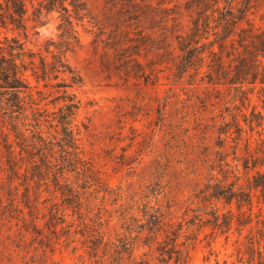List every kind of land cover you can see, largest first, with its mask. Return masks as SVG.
I'll use <instances>...</instances> for the list:
<instances>
[{
    "label": "trees",
    "instance_id": "16d2710c",
    "mask_svg": "<svg viewBox=\"0 0 264 264\" xmlns=\"http://www.w3.org/2000/svg\"><path fill=\"white\" fill-rule=\"evenodd\" d=\"M52 14L58 19L59 42L45 43L44 52L50 60L26 50L24 42L8 35L18 33L27 38V21L40 26ZM103 16L102 22L95 19L88 0H0V159H5L2 171L8 182L20 178L18 160L26 155L32 161L22 176L27 178L30 173L28 180L40 182L44 172L51 174L63 204L74 212L81 210V199L64 172L83 161L81 131L75 124L80 102L72 92L81 79L65 54L79 43L77 28L89 25V32L95 30L92 44L95 49L102 48L99 67L104 79L147 87L156 85L160 74L168 71L173 76L170 91L175 102L179 96L174 86L186 82L190 92L204 94L196 97L202 107L208 102L219 104L222 125L216 127L215 145L200 146L196 156L205 168L206 183L194 191L208 203L209 210L184 225L208 229L206 237L212 238L209 247L220 237L226 244L231 242L232 264H264V148L252 154L247 140L250 159L234 153L231 161L220 150L233 133L241 136L239 118L251 132L264 121V26L254 20L258 17L264 23V0H106ZM40 84L47 90L39 89ZM256 90L261 109L251 104L250 95ZM170 103L166 100L164 108H159V118H165ZM245 104L251 106L248 113L241 109ZM231 105L239 114L230 112ZM138 107L134 104L133 109ZM56 152L64 163L61 167L53 161ZM29 193L28 185L23 203L36 229L38 217L33 212L38 209ZM171 203L149 198L137 204L136 214V203L121 213L124 232L117 235L118 244L109 240L115 252L112 258L117 260L114 264H128L123 261L125 256L129 264H141L134 258L141 244L160 264H188L186 245L196 238L182 235L184 225L172 221ZM14 210L24 215L19 205ZM57 215L63 219L66 214L54 208L52 216Z\"/></svg>",
    "mask_w": 264,
    "mask_h": 264
},
{
    "label": "rangeland",
    "instance_id": "374dc122",
    "mask_svg": "<svg viewBox=\"0 0 264 264\" xmlns=\"http://www.w3.org/2000/svg\"><path fill=\"white\" fill-rule=\"evenodd\" d=\"M105 1L88 0L97 21H104ZM254 20L256 25L264 26L258 17ZM57 26V16L52 14L40 26L27 21V38L18 33L8 35L18 37L26 50L50 60V55L44 52L45 43L59 42ZM89 29V25L77 28L79 43L73 52L65 54V60L81 79L80 86L72 92L80 102L75 124L81 131L79 143L84 154L82 162L65 168L64 172L80 197L82 208L74 212L63 204L51 174L44 172L40 182L28 180L30 173L27 178L22 176L32 161L26 155L18 160L22 165L20 178L12 183L2 171L6 167L5 159H0V264H114L117 260L112 258L115 252L109 240L118 244L117 235L124 232L120 216L130 204L136 203L133 210L136 214L137 204L149 198L153 202L156 197L172 202V221L183 225L194 215L204 216L209 210L208 203L194 191L206 183L205 168L196 156L200 146L215 145L216 127L222 125L219 104L213 106L208 102L202 107L196 97L204 94L197 90L190 92L186 82L174 86L179 96L175 102L170 91L173 76L168 71L160 74L156 85L147 87L117 84L115 78L104 79L99 67L102 48L99 45L95 49L92 44L95 30L89 32ZM26 74L29 76L30 71ZM28 80L32 86L36 85L32 77ZM39 89L47 90L42 84ZM256 92L250 95L251 104L261 109ZM166 100L171 103L165 107V118H159L158 110L164 108ZM134 104L138 109H133ZM241 109L248 113L251 106L245 104ZM230 112L236 114L238 110L231 105ZM227 119L232 121L229 115ZM238 120L243 128L241 136L233 133L220 149L229 161L234 153L238 158L250 159L247 140L252 154L264 148V121L251 132L241 118ZM131 126L135 131L130 130ZM53 156L57 160L53 161L61 167L64 163L60 154L56 152ZM191 179L195 182H190ZM28 185L30 200L38 209L33 212L38 217L36 229L23 203ZM14 194H17L14 206L19 205L24 215L10 205ZM219 207L223 209L222 204ZM54 208L59 209V214L64 210L63 219L52 216ZM208 234V229L200 230L198 225L183 226L182 235L196 238L186 245L188 264H223L224 261L232 264V243L226 244L220 237L209 247L212 238L206 237ZM134 258L141 264H160L142 244L134 251ZM123 261L129 264L127 256Z\"/></svg>",
    "mask_w": 264,
    "mask_h": 264
}]
</instances>
